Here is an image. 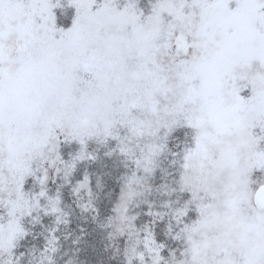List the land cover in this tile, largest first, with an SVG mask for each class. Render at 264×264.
Returning <instances> with one entry per match:
<instances>
[{"label": "snow or ice", "instance_id": "obj_1", "mask_svg": "<svg viewBox=\"0 0 264 264\" xmlns=\"http://www.w3.org/2000/svg\"><path fill=\"white\" fill-rule=\"evenodd\" d=\"M0 264H264V0H0Z\"/></svg>", "mask_w": 264, "mask_h": 264}]
</instances>
